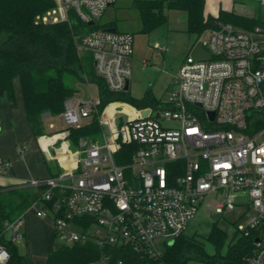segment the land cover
Here are the masks:
<instances>
[{
	"label": "built area",
	"instance_id": "1",
	"mask_svg": "<svg viewBox=\"0 0 264 264\" xmlns=\"http://www.w3.org/2000/svg\"><path fill=\"white\" fill-rule=\"evenodd\" d=\"M53 1L55 6L38 15V21L70 22L74 14L82 22L96 23L117 0ZM259 1L264 6V0ZM262 22L252 30L216 22L207 39L194 44L201 43L210 58L188 54L173 77L169 97L152 105L139 107L115 99L99 109L101 97L91 93L65 100L60 114L64 126L69 130L81 127L96 115L101 137L80 139L74 167L65 161L64 172L19 182L44 186L32 206L38 216L51 218L56 238L67 243L93 240L98 245V257L87 264H166L156 239H167L170 246L185 233L200 206L221 215L243 204L245 195L255 213L238 230L248 236L261 226L264 19ZM80 38V44L76 38L78 50L92 54L95 71L109 90L127 91L134 34L94 28ZM145 110L149 111L146 115ZM68 137L61 133L56 138L63 142ZM41 138L44 147L58 143L50 136ZM28 147H19V153L23 155ZM10 166L0 153V174ZM25 222L23 212L0 224V238L4 233L12 240L20 239ZM255 244L246 263L264 264V240ZM9 258L0 241V264Z\"/></svg>",
	"mask_w": 264,
	"mask_h": 264
},
{
	"label": "trees",
	"instance_id": "2",
	"mask_svg": "<svg viewBox=\"0 0 264 264\" xmlns=\"http://www.w3.org/2000/svg\"><path fill=\"white\" fill-rule=\"evenodd\" d=\"M115 4V3H113ZM142 29L149 30L167 22L166 8H180L187 14L188 32L202 35L220 20L252 30L254 17L221 9L217 17L205 13L206 0H138ZM55 6L53 0H0V99L7 97L16 104L15 82L21 84L25 113L35 137L45 132L42 116L49 112L56 116L64 110L65 100L78 91V83L88 76L100 87L102 109L111 100H125L144 107L158 100L149 89L141 99L133 98L128 90L111 92L105 80L97 75L92 54L78 50L76 38L94 28L116 27L115 20L89 24L76 19L70 22L42 23L37 16ZM118 29V28H117ZM2 114L0 111V124ZM70 138L78 144L88 137L98 139L102 127L95 115L92 121L70 129ZM125 161V160H124ZM44 186L0 187V224L12 221L37 201ZM264 238V219L250 235L227 242L226 233L213 225L210 241L214 252H209L196 235L183 233L169 246L163 259L166 264H187L190 259L207 264H247L246 259L256 250L255 240ZM53 235L45 264H87L96 259L99 247L93 240L75 243H56ZM0 241L7 247L10 258L5 264H35L30 253H21L11 238L4 233Z\"/></svg>",
	"mask_w": 264,
	"mask_h": 264
},
{
	"label": "rangeland",
	"instance_id": "3",
	"mask_svg": "<svg viewBox=\"0 0 264 264\" xmlns=\"http://www.w3.org/2000/svg\"><path fill=\"white\" fill-rule=\"evenodd\" d=\"M136 1L138 0H117L115 4L107 8L100 19L104 22L115 20L119 31H129L134 34V54L130 60L132 77L128 90L129 94L135 99H141L145 96L146 92L151 89L153 95L157 99H167L172 88L171 82L173 76L178 72L180 65L186 59L187 55L192 53L194 44L199 41V39L202 41L207 39L208 31L202 35L188 32L187 14L180 8H166L167 22L157 27L150 28L149 30H143L140 13L135 4ZM220 5L223 6V8H230L231 11L233 10L237 13H243L247 8L251 7L255 20L258 22L257 24L263 23L264 6L259 0H207L205 6L206 9L209 10V13L214 14L217 12ZM76 19L80 20L78 17H76ZM234 26L242 28L236 25ZM156 43H158L159 46H156ZM82 53L85 56L89 55L86 51H82ZM78 87L81 89L78 93L80 97L88 96L84 83H80ZM92 88L94 91V87ZM15 105V108H18L19 102ZM0 108H3L1 100ZM5 119L4 117L3 121H5ZM22 119L23 120L18 122V124L11 122L6 123V128H4L2 136L0 137V142H2V144L5 143L12 154V158L18 159L15 163L18 161L19 164H22L19 160L22 159L21 161H23V157L25 156L19 153L18 148L29 146L24 153H27L26 156L36 150L39 152L36 156V160H33L31 163L30 159H26V165L28 163L29 165L31 164L30 166L35 173L47 174V169H49V167L50 169H55L58 165L57 163L61 165L65 161L71 163L72 167H74L78 160V146L66 140L56 144L49 143L45 150H41L40 140L29 130L27 120L24 118ZM52 121L56 124V128L65 125L64 119L60 115L54 116ZM47 127L50 129L48 122ZM70 132L69 129L64 127L57 134L61 135V133H66L70 135ZM43 134L45 135V133ZM54 156L56 159L53 158ZM39 160L44 161V164H42L40 168L37 166V161ZM10 163H13V161H10ZM2 181L3 180L0 179V183H2ZM243 198V204L237 205L233 211L224 212L221 215L210 213L206 206H200L195 218L189 222L185 233L188 235H196L197 239L203 242L205 248L209 252H214L215 250L214 244L209 239L214 224L226 233L227 242L241 237L242 233L238 230L239 225L247 223L255 213L253 207L248 204V196L245 195ZM32 214L34 213L30 210L26 217V219H28L26 225L28 227L27 242H25V239L18 241L19 248L21 251L27 252L28 250L31 252L35 264H45L46 255L49 251L53 236H51V229L48 227L45 230L44 227L38 225L37 216L35 219L31 216ZM39 221L40 219H38V222ZM24 225L21 232L25 227ZM74 228L76 229L75 225ZM55 242L70 244L58 238L55 239ZM156 243L164 256L169 248L167 244L168 240L158 238L156 239ZM187 264L207 263L196 259H190Z\"/></svg>",
	"mask_w": 264,
	"mask_h": 264
},
{
	"label": "crops",
	"instance_id": "4",
	"mask_svg": "<svg viewBox=\"0 0 264 264\" xmlns=\"http://www.w3.org/2000/svg\"><path fill=\"white\" fill-rule=\"evenodd\" d=\"M221 9H224V10H227V11H231L230 8H223V6L220 5L218 7L217 12L212 14V13H209V10L206 9V6H205V13L206 14H211V15L217 17L219 15V12H220ZM238 13L239 14H243V15L252 16V17L255 18V16L253 15V9L251 10V7L247 8V10L245 12H243V13H240V12H238ZM131 77H132V74H131ZM131 77H130V79H131ZM130 79H129V87H130ZM80 83H84L86 85V89H87L88 95L91 93V94H93L95 96H100V87H99V84L96 81L92 80L88 76H85V80L83 82H80ZM80 83H78V85ZM171 86H172V82H171ZM92 87H94V91H93ZM80 90L81 89L78 87V91L76 93H74L73 95H78ZM128 90H129V88H128ZM15 93H16V103L19 102V106H17L18 108H15L16 105L12 106L11 102L9 101V99L7 97H3V98L0 99L1 102L3 103V108L2 109L0 108V111H1V114H2V123H1L2 125H0V137L2 136L4 128H6V123L11 122V123L18 124V122H21V120H23L22 118L27 120L26 113H25V107H24V101H23L22 88H21L20 81L18 79L15 82ZM73 95H71V96H73ZM71 96H69V97H71ZM18 100H20V101H18ZM157 100H159V99H157ZM4 117L6 118L5 121H3ZM53 117L54 116L51 115L49 112H46V113L43 114L42 119H43V123H44V126H45V132H44L45 135L47 134V136L53 137V139H55L56 137H58L57 133L61 129H63L65 126L56 128V124L52 121ZM27 122H28V120H27ZM47 122L49 123L50 129H48V127H47ZM50 123L54 124L53 127L50 126ZM27 125L29 127V130L32 132L29 122L27 123ZM48 134H51V135H48ZM43 135L44 134L36 137V138H38L40 140L41 150H45L47 148V147H44L42 145V142H41V139H42L41 137ZM56 139H57L58 142L61 141V140H58L59 138H56ZM67 141H71L73 145H76V146L79 145V143L75 144L71 140L70 135H69ZM0 153H1L2 157H3V159H5L6 161H8V162L13 161V163H10L11 164L10 168L7 171H4V172H2L0 174V179L3 180L2 183H0V187H2V188H4V187L23 186L19 182V180L22 179V178H47V177H50V176H53V175H56V174H59L61 172L66 171L67 167H68V165L66 166L65 162L63 164H61V165H59V163H57L58 165L56 166L55 169H52V168L50 169V167H49V169H47V171H48L47 174L35 173L33 171V169L31 168V166H30L31 164L29 165V163L27 162L28 164L26 165V159L27 160L30 159V163L33 160H36V156L39 153L37 150L29 153L27 156H26L27 153L23 154L22 156L25 155L23 157V161H21L22 159L19 160L20 162H22V164H19L18 161H17V163H15V161L18 160V159L12 158V154L9 151V149L6 147L5 143L2 144V142H0ZM11 159H13V160H11ZM42 164H44V161H41V160L37 161L38 168H40V166H42ZM32 204L24 211L26 213V217H27L28 211L32 210L34 214H32L31 216H33V218H35L37 216L36 218H37L38 225H41L42 227H44L45 230L49 227L51 229V236H53L54 235V230H53L51 218L50 217H40V216H38L36 214L35 208L32 206ZM38 219H40L39 222H38ZM27 223H28V219H26V222L24 223L25 227H24L23 231L22 232L20 231L21 234H22V237L20 239L14 240V242L16 243V245H17V247H18V249H19V251L21 253H30L31 254V252H29L28 250H27V252L21 251L20 248H19V244H18V241H20L22 239L23 240L25 239V242H27V238H28V227L26 226ZM22 228H23V226L21 227V229ZM7 236L9 238H11L9 235H7ZM51 244H52V240H51V243H50V247H51ZM50 247H49V251H50ZM49 251H48V253H49ZM48 253L46 255V258L48 256ZM45 262H46V260H45Z\"/></svg>",
	"mask_w": 264,
	"mask_h": 264
},
{
	"label": "water",
	"instance_id": "5",
	"mask_svg": "<svg viewBox=\"0 0 264 264\" xmlns=\"http://www.w3.org/2000/svg\"><path fill=\"white\" fill-rule=\"evenodd\" d=\"M90 24H94V21H91ZM106 30L111 31V32H116V31H117V28H116V27H108V28H106ZM77 41H78V43L80 44V43H81V38L78 37V38H77ZM192 54H193V56H195V57L198 58V59H209V58H210V54H209V52H207V51L204 49V47L202 46L201 43L197 44V45L194 47V49H193V51H192ZM128 88H129V82H128L127 85H126V89H127V90H128ZM148 112H149L148 110H145V111H143V114L146 115ZM211 115L213 116V113H212ZM86 139H87V138L85 137L84 140H86ZM261 240H264V238L262 239V238L258 237V238H256L255 241H256V242H259V241H261ZM172 243H173V241H171V244H172Z\"/></svg>",
	"mask_w": 264,
	"mask_h": 264
}]
</instances>
